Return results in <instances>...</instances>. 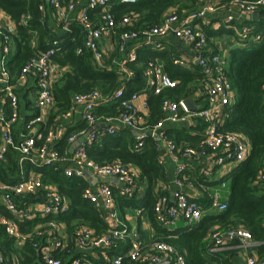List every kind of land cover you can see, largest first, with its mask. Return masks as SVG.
Segmentation results:
<instances>
[{
  "label": "built area",
  "instance_id": "built-area-1",
  "mask_svg": "<svg viewBox=\"0 0 264 264\" xmlns=\"http://www.w3.org/2000/svg\"><path fill=\"white\" fill-rule=\"evenodd\" d=\"M55 7L57 19L66 23L64 29L70 31L71 24L76 23L82 29V46L78 53L84 49L91 52L93 63L100 67H107L105 62L106 52L100 43L105 38H117L118 51L122 59H115L113 64L118 68L121 80L130 78L134 71L129 66L137 60V51L141 46L153 47L156 50L164 48L163 39L173 34L183 40L193 50L191 60L172 56L175 64L190 68L200 66L205 74L204 90L198 92L190 99L175 100L166 96L162 101L163 118L151 123L149 120L150 109L148 105V93L161 94L167 88L174 87L178 80L173 79L166 71L164 63L158 59H149L144 69L146 85L141 91L126 95L125 85L122 84L111 92H103L93 89L88 92L75 93L71 100V107L63 113H58L55 120L68 119L71 121L78 114L82 121L87 123V131L81 130L68 136L73 143L87 134V139L77 147L73 154L60 152L55 147L57 139L67 132V126L57 131L50 130L47 134L39 130V126L49 117V113L55 108L53 56L60 49L59 41L54 40L52 46L32 57L20 70L16 81H12L7 68L8 55L11 48V34L16 32V24L6 26L0 19V95L10 99L11 114L7 115L4 107L0 108V160L5 158L10 148H14L20 154V163L25 161L34 165L52 166L56 170L63 169L67 177H81L89 180L91 186L84 190V197L90 200L102 212L105 211L106 219L111 223L109 229L102 234L87 225L77 224L72 239L74 245L82 250L100 249L103 255L109 249L116 248L129 242V251L126 257L133 264H186V258L172 244L164 241H155L148 252H145L143 240L136 229L130 228L118 215L116 197L110 179L115 178L121 185L120 194L132 197L137 187V173L130 165L119 160L100 164L91 159L87 153V147L97 141L102 135H114L122 128H129L134 132L135 147H143L147 137H152L157 147L167 146L179 162L181 159L192 160L200 156L212 157L214 164L222 165L227 161L239 163L247 158L250 152V143L237 132L221 131L228 116V107L235 101L236 91L232 87L226 75L225 57L215 52L209 45L207 28L211 26L208 14L216 10V6L210 0H196L198 8L180 15L176 8L170 9L160 25L133 29V18L127 14L117 18L113 11L114 3H135L137 0H86V5L81 8L79 14L71 22L67 21L68 13L74 11L81 0H46ZM231 7L237 8L242 17L251 18L254 12L263 9L264 0H231ZM40 9L45 10V4H40ZM91 10L97 12L90 13ZM7 14L0 7V17L6 18ZM11 17V16H10ZM30 15L26 14L21 22L28 24ZM229 22H234V16L228 17ZM241 25L239 21L237 23ZM237 24L230 26L238 33L241 40L250 38L261 39V34H254L253 27L242 24L238 29ZM5 29L6 31H2ZM36 77L37 92L34 107L36 114L26 122V133L21 141H16L14 129L21 113L17 90L26 85L29 76ZM146 97V98H145ZM196 97L202 98L206 106H196ZM202 100V99H201ZM189 101L196 106L189 107ZM115 105V106H114ZM107 106H114L113 113H101L100 110ZM197 119H202L207 127L203 138L197 146L178 144L167 133L168 124L191 125ZM195 125V124H193ZM187 166L180 165L178 173H183ZM89 173V175L86 174ZM93 190L92 183L98 182ZM259 181L264 182V168L259 174ZM183 184L182 180H178ZM97 185V184H96ZM0 197L13 217L0 214V226L4 227L10 237L20 244L30 243L34 248H41V259L45 264H63V256L70 254L72 248L70 241L65 240L59 234L52 238L49 245H41L38 237L44 234L58 233L63 222L49 219L42 223L35 233H24L20 230L18 221H29L34 218H47L51 215L65 214L69 211L68 198L59 193L51 185H45L40 176L26 177L21 171V179L15 183L0 182ZM31 195L42 200L39 203L22 202L21 197ZM213 208L218 211L226 209L227 203L220 200V194L213 195ZM156 220L163 226L172 228L178 220H183L188 225L197 223L204 215L199 202L183 193H176L174 197L160 195L154 205ZM213 248L218 249L239 240L245 246L253 244V235L244 226L228 227L226 229L215 227L210 232ZM53 251H59L61 256H56ZM86 253V252H85ZM70 256V255H69ZM108 256V255H107ZM71 264H96L92 259L78 257L70 260ZM124 256L118 255L110 260V264H124ZM0 264H5V259L0 256ZM14 264H25L20 261ZM247 264H264V258L254 255L249 256Z\"/></svg>",
  "mask_w": 264,
  "mask_h": 264
},
{
  "label": "trees",
  "instance_id": "trees-1",
  "mask_svg": "<svg viewBox=\"0 0 264 264\" xmlns=\"http://www.w3.org/2000/svg\"><path fill=\"white\" fill-rule=\"evenodd\" d=\"M42 2L45 4V10L40 9ZM0 7L11 16L16 24V32L11 34V50L7 61V68L14 74H18L26 62L39 52L49 49L54 40L59 41L60 49L53 56V60L68 69L54 83L55 108L51 113V118L58 113L66 112L71 107V100L75 93L88 92L93 89L111 92L122 84L125 85L126 95L143 90L146 85L144 77L146 62L159 56L164 60L166 71L179 82L161 94L148 93L151 123L163 118L162 101L166 96L175 100L190 99L196 93H202L204 90L205 74L200 66L194 65L190 68L180 66L173 62L169 51L160 53L147 47H140L137 51V60L129 65L134 71V75L121 80L118 68L113 64L114 58L122 59L120 52H116L111 58H105L111 68L100 67L93 63L91 52L87 49L78 53L83 40L81 27L72 23L70 31L59 33L54 30L50 21L56 9L46 0H0ZM171 8H176L182 15L185 12L196 10L198 3L196 0H137L131 4L116 1L113 11L118 19L129 14L133 18L131 28L141 29L160 25L165 14ZM94 12L97 10L90 11L91 14ZM261 13H263V9ZM26 14L31 16L27 25L21 22ZM245 24L252 25L253 33L261 34L263 38L253 41L246 48L232 50L228 57L226 75L236 90V99L228 107V116L220 130L243 134L247 141L249 140L251 148L247 158L237 163L234 169L222 179L230 185L227 208L214 214L205 215L199 223L191 224L189 225L191 227L188 226L182 231L169 230L154 220L155 227L162 239L172 243L180 250L187 251L186 264H212L221 261V255L213 257L207 252L209 240L206 237L217 224L222 227L244 226L251 232L254 239L260 242L255 249L260 258H264V185L257 182L259 174L264 168V17L258 22L248 19ZM206 30L209 40L211 36L218 34L210 26ZM2 36L0 34V40ZM199 99H202L200 102H204L203 106H206L203 97ZM114 106L105 110L101 109L99 112L100 114L103 112L113 113ZM83 127H85V122L68 128L57 147L64 149L67 143L66 135L69 136L72 132ZM204 128L205 124L200 122L197 127L199 133L196 135L189 134L185 128L167 129V133L178 143L186 141L195 145L203 138ZM135 143L134 132L124 128L114 135H102L87 147V153L90 158L100 164L119 160L126 164L136 165L141 171V179L148 184L147 196L143 201L121 196H117V200L122 209L125 206H144L151 209L156 197L155 186L158 180L166 179V169L159 161L160 152L152 137L146 138L141 148L135 147ZM5 157L6 160L0 161V181L17 182L20 179L19 152L10 148ZM24 168L28 174L33 166L26 162ZM39 170L43 174L44 183L57 184L60 191L69 197L71 207L68 213L49 216L45 219H35L29 222L30 227L38 223L39 220L46 221L55 218L66 220L70 226V232L73 229L71 221L74 219H81L98 233L107 228L100 210L82 196V190L86 186L83 179L67 177L52 166H44ZM199 180L204 181L205 179L199 177ZM215 183L217 182L211 184ZM201 203L204 207L209 206L210 198L206 197ZM0 210L2 213L9 214L1 206ZM29 226L27 228L21 225V228L25 231L29 229ZM169 235L176 237H169ZM126 246L121 245L119 250L116 248L108 253L113 254L125 250ZM0 252L5 255L6 253L12 256L17 255L28 264H44L40 259L38 260L39 253L32 244L26 243L22 247H18L2 226H0ZM55 255L57 254L55 253ZM63 264H70L69 259L64 257Z\"/></svg>",
  "mask_w": 264,
  "mask_h": 264
},
{
  "label": "crops",
  "instance_id": "crops-1",
  "mask_svg": "<svg viewBox=\"0 0 264 264\" xmlns=\"http://www.w3.org/2000/svg\"><path fill=\"white\" fill-rule=\"evenodd\" d=\"M210 1L216 6V10L213 12H210L208 14V18L210 19V21L212 23L210 28H212L214 31L218 32V34L210 37L209 45L214 49L215 52L221 53L225 57L227 64H228V57L230 56V53L232 50H234L236 48L237 49L238 48H246L253 41L254 42L259 41L263 38V36H262L261 39L250 38L247 41H244L243 39L241 40L238 33H236V31L233 28H231L230 26L234 25V23L237 24L239 21L241 22V25L245 24V21L248 19H252L253 21L258 22L261 19H263V13H261V10L257 11L259 13V16L257 19H253L252 17L249 18L247 16H245L243 18L240 11L237 8L231 7V5L229 4L231 0H210ZM84 5H86V0H81L78 3L76 9L74 11H71L68 13L67 21L72 23V20L79 14L81 8H83ZM229 16H234L235 21L233 23L228 21ZM0 19L2 21V24L6 25V26L13 25L15 23L14 20L10 16L3 18V19H2V17H0ZM65 24L66 23H64L63 21H60L59 19H57L56 13L53 14V17L51 18V21H50V25L53 27L54 30H56L59 33L66 31L64 29ZM241 25L237 24L239 30L241 29V27H240ZM245 25H249V24H245ZM249 26L253 27L252 25H249ZM163 41H164L165 46L161 50H156L153 47H148V46H141V47L151 48L153 50L159 51L160 53L164 52V51H167V52L169 51L171 57L173 55H176L177 57H182V58L187 59V60H191V58L193 57L192 48L188 44H186L183 40H181L180 38H177L173 34L167 35L163 39ZM117 42H118V40L116 37L115 38L114 37L113 38H105L101 41L100 45H101L102 49L106 52L105 58L106 57L111 58V56L113 54L118 52V43ZM157 58L160 59L164 63V60L162 59V57L159 56ZM114 60H115V58L113 59V61ZM105 62H106V59H105ZM227 64H226V68H227ZM106 65H107V68H111V65H109L107 63H106ZM164 65H165V63H164ZM67 69H68V67L61 66L59 63L54 61L53 62V79H54V81L56 82ZM8 71L10 73L12 81H16V78H17L19 73L14 74L9 68H8ZM36 92H37L36 77L33 74H31L28 78L26 85L17 90V95H18L19 104H20L19 109H20L21 117H20L17 125L15 126L14 136H15L16 141H18V142L21 141V139L24 137V135L26 133V130H25L26 122H28L30 120V118H32L34 116V114H36V112H37V110L34 107V102L36 100ZM9 101H10V99L8 97H6L4 95H0V108L4 107L7 115L11 114V107H10ZM200 101H201V99L196 97V101H195L196 106L204 107L203 106L204 102H200ZM110 107L111 106L104 107V108H102V110H105L106 108H110ZM52 112H53V110L51 111V113ZM51 113H49V115H48L49 117H47L46 121L39 126V130H41L43 133H46V134L50 130L56 129L55 131H57L59 129H62L63 126L64 127L67 126V130H68V128H73L76 125H78V123H80V122H85V121L81 120V117L78 114L71 121H69L68 119H64V121L63 120L58 121V120H55V116L57 114L53 118H51ZM103 113H108V112H103ZM200 122L205 124V128L207 127V124L202 119H197L191 125L168 124L166 128L167 129L185 128L188 130L189 134L196 135L199 133V130L197 129V127H198ZM193 124H195V125H193ZM205 128L203 129V131L205 130ZM122 129H124V128H122ZM81 130L87 131V123L86 122H85V127H83L82 129H80L78 131H75V132H80ZM72 133H74V132H72ZM237 133H239V132H237ZM64 135L62 136V138L56 140L55 147L60 152H64V153L67 152L69 154H73L74 151L77 150V147H79V145L83 142V140L87 139V134H84L80 139L71 143V142H69L68 136L66 135L67 143L65 145V148L60 149L57 147V145L64 138ZM245 139L247 140V138H245ZM77 142H78V144L76 145ZM199 142L200 141H198L195 145H192V146H197L199 144ZM248 142H249V140H248ZM0 144H1V135H0ZM155 144H156V142H155ZM178 144L191 145L186 141L183 143L182 142L178 143ZM157 148L159 149V152H160L159 161H160V163H162L165 166V169H166V179L165 180L164 179L158 180V182L155 186L156 197H155V201H154V204L151 207V209H148L144 206H141V207L125 206V208L122 209L119 205L118 200H117V196H121V197H126V196H123L120 194V188H121L120 183L117 180H115V178L110 179V182L112 184V188L114 191V196L116 197L119 218L124 223H126L130 228L136 229L139 232V234L141 235V238L143 240V244L145 245L144 246L145 252H148L151 249V247L155 241L159 240V241L167 242L164 239H162V236L159 234V232L157 231L155 224H154V220H155V222L160 224L156 220L154 210H153L154 205L157 201V198L160 195H167L169 197H174V195L176 193H183L187 197H190L191 199H194L197 202H199L201 206H202L201 201L204 200L206 197H209L211 204L207 207L202 206L203 211H204L203 217L207 214H214V213L220 212L217 209L213 208V206H212L213 195H215V193L218 192L220 194V200L222 202L227 203V199H228L229 194H230V185L228 182L222 181V179L227 174H229L234 169V167L237 165V163L233 162V161H227L226 163H224L222 165L214 164L212 162V159H211L212 157H210V156H200V157L192 159V160H188V159L184 158V159H181L179 162H177L174 160V157L171 153V150L167 146L161 145L160 147H157ZM3 160H6V157ZM26 162H28V161L20 163V154H19L20 179H21V171L23 170L26 174V177L40 176L42 181H43V174L39 169L43 168L44 165L37 166V165L31 164L30 162H28L33 166V168L27 174L25 171V168H24V164ZM129 164L136 170L137 187H136V191H135L134 196L126 197V198H128V199L135 198L138 201H143L144 198L147 196L148 184L146 181L141 179L140 169L134 164H131V163H129ZM181 164L182 165L185 164L187 166V169H185V171L182 174L178 173V167ZM59 171H61L63 173V169H59ZM87 173L88 172H86V174ZM87 175H89V173ZM73 177H75V176H73ZM199 177H203L205 180L201 181V180H199ZM78 178L82 179L81 177H78ZM178 180H182L183 184H180L178 182ZM84 181L86 182V186L82 190V196L85 200L91 202L90 200L86 199L83 195L85 188L91 186V183L89 182V180L88 181L84 180ZM0 182H3V181H0ZM213 182H217V183L211 184ZM257 182L264 185V182L262 183L261 181H259V177H258ZM11 183H15V182H11ZM44 184L45 185H51L53 188H56L59 193L65 195L68 198L69 203H70L69 197L65 193H62L60 191L57 184L52 183V182L51 183H44ZM98 184H99V181L93 182L92 183V186H93L92 189L95 190V188L98 186ZM21 199L22 200H20V201H22L24 203L30 202L32 204L33 203H39L42 201L38 198L32 197L31 195H27V196L25 195L24 197H21ZM0 206L2 208H4L5 210H7V212L9 213V214H5V213H2L0 210L1 215L13 217L12 214L10 213V211L6 208V205L3 202V200L1 199V197H0ZM69 210H70V208H69ZM150 211H151V213H150ZM51 216H53V215H51ZM101 216H102L104 222L106 223L107 228L100 233H98L90 225L84 223L81 219H74L71 221V228H73V229L70 232L69 231L70 226H69L68 222L66 220H58L60 222H63L62 223L63 226L61 227L60 231L58 233L44 234L42 237H38V240H39V242H41L42 246H43V244L49 245L50 242H52V238L56 234H59L65 240L70 241L69 245L71 247H73L72 252L70 254L63 256V259H64V257L66 259H69L70 264H71L70 260L76 259L78 257H85V256H87V258L95 261L96 264H110V260L113 259L114 257L118 256V255L124 256V261H125L124 264H133L132 261H130V259L126 257V254L129 251V242L122 244V245H127L125 250L115 252L113 254L108 253V251L115 250L116 248H117V250H119L121 248L120 247L121 245L116 247V248H112V249L107 250L106 254L108 256L103 255L104 251H102L100 249H97L96 251L93 249L82 250V249H78L74 245V241L72 239V236H73V232H74V229H75L77 224H83V225L85 224V225L93 228L95 230V232L98 234H102L103 232H106L109 229V226H111V223L105 218L106 217L105 211L101 212ZM45 218H34L32 220H29V221L28 220L27 221H18V225H19L20 230L24 233H35L36 229L38 227H40L42 223L47 222L49 219H47L46 221H44V220L40 221L39 220L38 223L34 224L31 227L29 226L30 225L29 222L34 221L35 219H45ZM51 219H55V218H51ZM200 221H198L197 223H199ZM21 225L26 226L27 228L29 226V229H26L24 231V230H22ZM188 226L189 225L187 223H185L183 220H178L177 224L172 228L165 227V226H163V227H165L169 230L182 231V230L186 229ZM238 226H242V225H238ZM189 227H191V226H189ZM215 227H220L223 229L228 228V227H222L221 225L217 224L211 229V231ZM229 227H235V226H229ZM169 237H176V236L169 235ZM206 239L209 240V242L207 244V248H208L207 252L210 255H212L213 257H218L217 255H221V261L219 263H212V264H247V259L249 256L254 255V256L260 258V256L258 255V253L255 249V247L257 245H259L260 242L255 240L254 237H253V240L251 243L253 245H251V246H245L239 240H236L235 242H233L229 245H226L224 247H220L218 249L213 248V242L211 241L210 233L208 234ZM15 243L17 244L18 247H22L23 245L26 244V243L20 244L16 241H15ZM167 243H169V242H167ZM169 244H172V243H169ZM174 247L180 253H183L185 258H186L187 251L185 249L180 250L175 245H174ZM36 251L39 253L38 260L40 259L41 263H44L41 259V248H40V250L36 249ZM55 253L57 254L56 256H61V253L59 251H53L54 255H55ZM0 256H2L5 259V264H10V261L8 258V253H6V255H5L3 252H0ZM10 256H11V264H14L17 261L28 264V263L24 262L22 260V258L18 257L17 255H14V256L10 255ZM145 264H149V263H145Z\"/></svg>",
  "mask_w": 264,
  "mask_h": 264
},
{
  "label": "water",
  "instance_id": "water-1",
  "mask_svg": "<svg viewBox=\"0 0 264 264\" xmlns=\"http://www.w3.org/2000/svg\"><path fill=\"white\" fill-rule=\"evenodd\" d=\"M258 16H259V13L258 12H254L252 15H251V17L253 18V19H257L258 18ZM189 107L191 108V109H194L195 108V106L189 101ZM78 144V142L76 143V145ZM73 150V149H72ZM88 174V173H87ZM116 180V179H115ZM8 258H9V261H10V264H11V256L8 254Z\"/></svg>",
  "mask_w": 264,
  "mask_h": 264
}]
</instances>
